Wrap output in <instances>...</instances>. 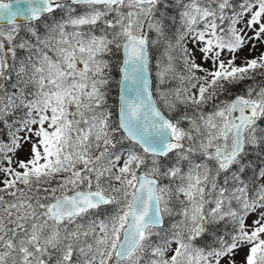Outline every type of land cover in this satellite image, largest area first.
<instances>
[{
	"label": "snow or ice",
	"instance_id": "obj_1",
	"mask_svg": "<svg viewBox=\"0 0 264 264\" xmlns=\"http://www.w3.org/2000/svg\"><path fill=\"white\" fill-rule=\"evenodd\" d=\"M260 47L264 0H0V264H264Z\"/></svg>",
	"mask_w": 264,
	"mask_h": 264
},
{
	"label": "rangeland",
	"instance_id": "obj_2",
	"mask_svg": "<svg viewBox=\"0 0 264 264\" xmlns=\"http://www.w3.org/2000/svg\"><path fill=\"white\" fill-rule=\"evenodd\" d=\"M259 51H264V47H260L258 51H255V52H252V53H249L248 49H244V51L241 52V53H239V55H240L241 57H243V56H248V55L255 56V55H259ZM239 62H240V61L238 60L237 63H239ZM245 251H246V250H242V251H240V252L238 253V255H237V257H236V259H237L238 262L241 261V260L243 259L244 255H245Z\"/></svg>",
	"mask_w": 264,
	"mask_h": 264
}]
</instances>
